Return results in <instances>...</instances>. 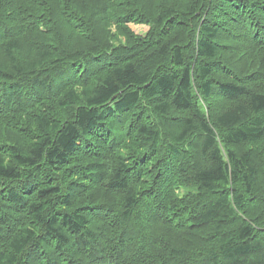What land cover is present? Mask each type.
Here are the masks:
<instances>
[{
	"label": "trees",
	"instance_id": "16d2710c",
	"mask_svg": "<svg viewBox=\"0 0 264 264\" xmlns=\"http://www.w3.org/2000/svg\"><path fill=\"white\" fill-rule=\"evenodd\" d=\"M0 264H264V0H0Z\"/></svg>",
	"mask_w": 264,
	"mask_h": 264
},
{
	"label": "rangeland",
	"instance_id": "374dc122",
	"mask_svg": "<svg viewBox=\"0 0 264 264\" xmlns=\"http://www.w3.org/2000/svg\"><path fill=\"white\" fill-rule=\"evenodd\" d=\"M182 4V2H181ZM130 29L135 33V34H140V35H146L147 32L150 30V25L147 23H142V22H132L129 24ZM114 31L116 30V27H113ZM121 40H124V37H120Z\"/></svg>",
	"mask_w": 264,
	"mask_h": 264
}]
</instances>
